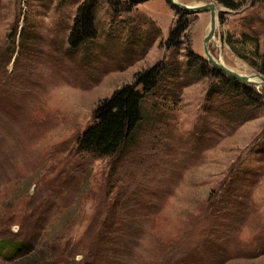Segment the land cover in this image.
Here are the masks:
<instances>
[{
  "label": "rangeland",
  "instance_id": "rangeland-1",
  "mask_svg": "<svg viewBox=\"0 0 264 264\" xmlns=\"http://www.w3.org/2000/svg\"><path fill=\"white\" fill-rule=\"evenodd\" d=\"M88 1L97 37L74 49ZM179 1L215 2L211 54L264 76V0ZM210 22L170 0H0V264H264V85L220 87ZM156 66L121 154L80 150L100 101Z\"/></svg>",
  "mask_w": 264,
  "mask_h": 264
},
{
  "label": "trees",
  "instance_id": "trees-1",
  "mask_svg": "<svg viewBox=\"0 0 264 264\" xmlns=\"http://www.w3.org/2000/svg\"><path fill=\"white\" fill-rule=\"evenodd\" d=\"M217 1L225 7L238 9L247 0ZM95 7L96 4L91 1H88V6L84 2L79 6L80 12L76 17L68 37V42L72 48L76 49L84 41L97 37V30L94 24ZM262 56L264 59V53ZM160 71V66H156L151 70L137 73L132 84H126L118 88L110 97L100 101L94 114V122L88 125L78 138V148L82 151L92 152L97 155L116 156L118 153L121 154L120 152L126 141L132 138L134 131L143 119V99L157 87L161 74ZM218 71L220 70L218 69ZM261 71L264 72L263 65ZM220 87H230L237 94H246L248 90L255 93L253 86L231 76L222 78ZM255 94L257 95V93ZM249 184L246 183V185ZM243 185L244 182L241 183L242 187ZM137 203L143 204L139 199H137ZM105 220L109 221L106 218ZM220 237H223V235ZM14 245L17 248H21L18 250H24L22 247L25 244L22 242H14Z\"/></svg>",
  "mask_w": 264,
  "mask_h": 264
},
{
  "label": "water",
  "instance_id": "water-1",
  "mask_svg": "<svg viewBox=\"0 0 264 264\" xmlns=\"http://www.w3.org/2000/svg\"><path fill=\"white\" fill-rule=\"evenodd\" d=\"M133 1H139V0H133ZM170 2L173 6H176L178 8H182V9L190 11V12L210 11V13H211L210 29L204 38V50H205V53H206V55H207L208 59L210 60L213 67L224 71L226 74H228L232 78H235V79H237L243 83L254 85L257 88L264 85V76L263 75L260 74L261 78H262L261 82L253 80L250 76L238 73V72L234 71L233 69H231L230 67L219 62L211 54V52L209 50V43L214 38V36L216 34L217 17H218V7H217L215 2H209L206 4H200V5H189V4L182 3L179 0H170Z\"/></svg>",
  "mask_w": 264,
  "mask_h": 264
},
{
  "label": "bare ground",
  "instance_id": "bare-ground-1",
  "mask_svg": "<svg viewBox=\"0 0 264 264\" xmlns=\"http://www.w3.org/2000/svg\"><path fill=\"white\" fill-rule=\"evenodd\" d=\"M210 44H211V42H210ZM209 46H211V45H209ZM232 69V68H231ZM234 70V69H233ZM236 71V70H235ZM239 73V72H238ZM241 74H243V73H241ZM243 75H248V74H243ZM248 76H250L253 80H256V81H259V82H261V80H262V78H261V75L259 74V75H254V74H249Z\"/></svg>",
  "mask_w": 264,
  "mask_h": 264
}]
</instances>
